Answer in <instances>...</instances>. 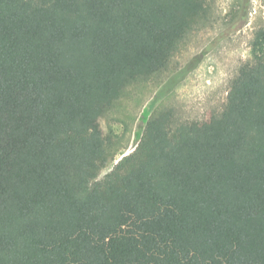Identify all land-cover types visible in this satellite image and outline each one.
Returning <instances> with one entry per match:
<instances>
[{
  "label": "trees",
  "instance_id": "obj_1",
  "mask_svg": "<svg viewBox=\"0 0 264 264\" xmlns=\"http://www.w3.org/2000/svg\"><path fill=\"white\" fill-rule=\"evenodd\" d=\"M208 0H0V264H264V28L220 114L106 115L169 68Z\"/></svg>",
  "mask_w": 264,
  "mask_h": 264
},
{
  "label": "rangeland",
  "instance_id": "obj_2",
  "mask_svg": "<svg viewBox=\"0 0 264 264\" xmlns=\"http://www.w3.org/2000/svg\"><path fill=\"white\" fill-rule=\"evenodd\" d=\"M210 15L192 33L164 73L130 86L107 113L106 124L118 143L110 173L138 148L146 125L162 108L179 122L203 121L220 114L231 82L251 57L256 32L264 28V0H208Z\"/></svg>",
  "mask_w": 264,
  "mask_h": 264
}]
</instances>
